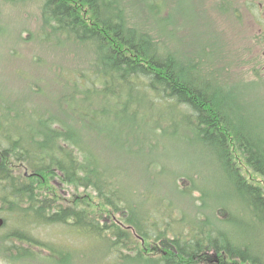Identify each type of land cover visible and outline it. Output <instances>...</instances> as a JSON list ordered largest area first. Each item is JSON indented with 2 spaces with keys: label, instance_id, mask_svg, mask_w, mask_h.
I'll use <instances>...</instances> for the list:
<instances>
[{
  "label": "trees",
  "instance_id": "trees-1",
  "mask_svg": "<svg viewBox=\"0 0 264 264\" xmlns=\"http://www.w3.org/2000/svg\"><path fill=\"white\" fill-rule=\"evenodd\" d=\"M3 1L39 2V40L84 49L89 58V67L55 71L51 81L61 93L52 109H30L0 88V210L18 226L0 239L16 236L51 253L28 263L18 251L13 262L69 264L91 256L92 264H264V191L237 163L242 157L264 176V134L220 71L207 69L210 59L170 46L169 20L158 33L164 40L133 20L147 7L161 24V1ZM33 84L32 94L48 95ZM102 140L114 156L100 150ZM174 150L188 162L175 157L183 169L168 172L164 155L176 156ZM133 157L146 162L144 189L131 178ZM182 177L191 183L183 189ZM54 178L90 191L95 213L52 196L45 185ZM194 192L199 203L189 197ZM32 221L100 239L106 251L114 249L113 260L35 239L21 226ZM13 241L12 253L21 249Z\"/></svg>",
  "mask_w": 264,
  "mask_h": 264
},
{
  "label": "rangeland",
  "instance_id": "rangeland-1",
  "mask_svg": "<svg viewBox=\"0 0 264 264\" xmlns=\"http://www.w3.org/2000/svg\"><path fill=\"white\" fill-rule=\"evenodd\" d=\"M133 1L126 0V3L133 5ZM160 1L163 8L157 16L161 17V24L160 21L158 24L157 17L151 14L147 7L143 8L138 15L134 11L133 20L157 37H160L158 33L163 29L164 22L169 20V24L165 22L164 29L166 37L171 42L170 46L176 50L179 48L184 55L203 54L210 59L211 63L209 62L207 69H214L218 73L220 71V79L228 83L233 94L238 96V103L242 105L246 115L249 114L247 118L249 117L250 124L264 134V0ZM41 25L39 2L10 4L0 0V88L7 94L22 99L33 110L38 106L48 110L56 105V96L61 91H59L58 82L51 81L55 71L67 73L73 68L89 67V58L86 57L84 49L75 53L71 47L54 48L47 43H42L39 40ZM160 38L165 39L163 36ZM36 81L48 95L31 93L30 90L35 88L33 82ZM99 147L108 155L114 156L109 152L108 142L102 140ZM174 152L176 156L164 155V159L172 166V169L168 168L171 170L168 172L183 169L176 158L184 163L188 162L185 160L188 156L182 159L181 153L175 150ZM191 162L196 163L197 159L192 157ZM145 163L136 157L129 160L131 178L137 183L138 188H143L147 183L148 173L143 165ZM237 163L244 175L260 185L264 191V176L247 165L242 157L237 159ZM19 171L24 173V168ZM194 177L198 178L197 172ZM35 181L39 183L37 185L40 189L44 188L43 177H36ZM178 182L182 189L191 184L188 177H182ZM45 186L51 190L52 196L59 197L64 205H79L80 208L93 213L97 210L94 208L95 201L89 197L93 195L90 191L76 189L59 178L52 179ZM211 187L217 189L214 185ZM199 195V192H194V198L189 197L193 202L199 203ZM189 197L183 199L191 204ZM96 201L98 202L97 199ZM189 209L193 211V208ZM0 214L5 220L4 225L0 227V236L13 233L18 227L15 225L16 217L3 209L0 210ZM21 226L25 227V230L35 239L51 244L58 243L55 247L59 249H62L59 244H64L75 253L87 254L96 250L103 255L104 262L113 260L110 252H115L114 249L108 248L106 251L100 239H90L61 224H35L32 221ZM17 239L16 236L4 241L0 239V264H15L13 261H16L15 256L19 255L20 251L29 255H27L29 258L25 259L28 263L38 261L31 255L38 253L43 258L51 254L44 248L35 247L27 241ZM12 241L21 248L14 251V254L9 248ZM23 248L28 250L25 251ZM262 248L264 250V247ZM30 249L36 253L30 252ZM81 258L83 259H78L80 263L75 260L69 264H92L91 256L88 259L84 256Z\"/></svg>",
  "mask_w": 264,
  "mask_h": 264
},
{
  "label": "water",
  "instance_id": "water-1",
  "mask_svg": "<svg viewBox=\"0 0 264 264\" xmlns=\"http://www.w3.org/2000/svg\"><path fill=\"white\" fill-rule=\"evenodd\" d=\"M4 223H5V220L0 214V227H2L4 225Z\"/></svg>",
  "mask_w": 264,
  "mask_h": 264
}]
</instances>
